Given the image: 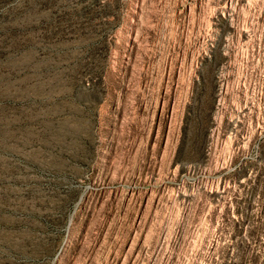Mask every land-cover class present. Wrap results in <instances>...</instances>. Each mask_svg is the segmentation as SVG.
<instances>
[{"label": "rangeland", "instance_id": "rangeland-1", "mask_svg": "<svg viewBox=\"0 0 264 264\" xmlns=\"http://www.w3.org/2000/svg\"><path fill=\"white\" fill-rule=\"evenodd\" d=\"M0 264H264V0H0Z\"/></svg>", "mask_w": 264, "mask_h": 264}]
</instances>
